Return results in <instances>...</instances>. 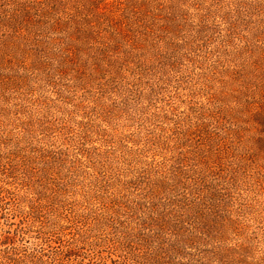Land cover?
<instances>
[{
	"label": "rangeland",
	"instance_id": "rangeland-1",
	"mask_svg": "<svg viewBox=\"0 0 264 264\" xmlns=\"http://www.w3.org/2000/svg\"><path fill=\"white\" fill-rule=\"evenodd\" d=\"M14 2L0 264H70L71 242L106 264H264V0H0V18Z\"/></svg>",
	"mask_w": 264,
	"mask_h": 264
},
{
	"label": "trees",
	"instance_id": "trees-1",
	"mask_svg": "<svg viewBox=\"0 0 264 264\" xmlns=\"http://www.w3.org/2000/svg\"><path fill=\"white\" fill-rule=\"evenodd\" d=\"M14 5L13 9H12V16L11 17H3L0 18V28H5L7 29H11V32L15 33L14 35H16L17 37H22L21 35H23V33L21 32L25 27V23H29L30 19H27L30 17V12H29V8L28 5H25L24 3H20V2H14L12 3ZM22 24V25H21ZM55 25L59 26L60 25V20L55 21ZM69 55L67 54V57ZM190 239H187L186 241H189ZM84 249V247H78L77 245H75L73 242H71L67 247H65L64 250H62V252H59V256L60 258H55L54 260H63V258H65L68 263L70 264H106V263H102L101 262V257L100 255H96L98 253H96L95 251H93V253H96L94 255H96L99 260H96L94 258H91L92 256L82 252V250ZM16 251L15 247H12L11 249L5 251V258L6 261H10L12 259L13 254ZM241 251H245V248L241 245L238 248H224L222 250V258H230V259H240L241 256ZM168 253H164V252H155L153 255H151V259H150V263L151 264H171L170 261H168L167 256ZM11 256V257H10ZM64 259V260H65ZM85 259H88V262H85ZM94 259V261H93ZM40 264H43L42 259L40 258ZM62 262V261H61ZM57 264H59V262H56ZM35 264H38V262H35ZM182 264H186V263H182Z\"/></svg>",
	"mask_w": 264,
	"mask_h": 264
}]
</instances>
